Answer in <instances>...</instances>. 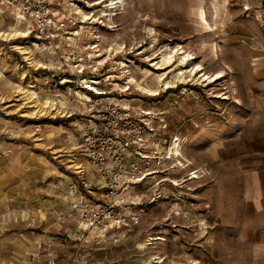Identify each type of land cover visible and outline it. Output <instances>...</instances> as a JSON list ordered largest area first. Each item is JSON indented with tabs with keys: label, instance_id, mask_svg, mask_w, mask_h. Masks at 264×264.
<instances>
[{
	"label": "rangeland",
	"instance_id": "rangeland-1",
	"mask_svg": "<svg viewBox=\"0 0 264 264\" xmlns=\"http://www.w3.org/2000/svg\"><path fill=\"white\" fill-rule=\"evenodd\" d=\"M99 1H57L72 32L60 51L34 33L0 39V264L251 263L248 244L214 227L217 216H230L223 207L233 196L214 194L198 157L219 156L214 126L230 136L231 123L240 121L229 60L246 57L245 33H264V0H127L113 12L110 0L94 5ZM198 7L212 31L200 28ZM0 31H29L2 0ZM16 47L31 51L35 62ZM181 48L206 73L224 71L225 78L200 83L187 73L179 81L162 55ZM158 75L176 88L158 84ZM144 79L158 95L139 84ZM92 81L104 95L85 90ZM84 97L91 102L83 105ZM47 101L57 111L37 114ZM109 103L147 110L157 127L167 125L150 144L146 178L120 192L113 206L78 145L97 104ZM175 137L181 157L167 161ZM195 171L203 179H191Z\"/></svg>",
	"mask_w": 264,
	"mask_h": 264
},
{
	"label": "crops",
	"instance_id": "crops-1",
	"mask_svg": "<svg viewBox=\"0 0 264 264\" xmlns=\"http://www.w3.org/2000/svg\"><path fill=\"white\" fill-rule=\"evenodd\" d=\"M263 34V30L245 33L243 36L249 41L244 51L246 57L241 55L239 59L229 60V80L235 83V101L239 107L236 118L240 121L231 123L230 136H223L219 133L220 127L214 126L215 139L221 146L219 156L214 154V160L206 159L204 153L203 159L198 157L199 166L209 171L203 178L209 179L214 194L233 196L223 207L231 212L230 216H217L214 227L220 228V234L249 245V264H264ZM223 138H229L224 145ZM203 178L199 177L198 181ZM213 206L214 211L219 209L218 202H213Z\"/></svg>",
	"mask_w": 264,
	"mask_h": 264
},
{
	"label": "built area",
	"instance_id": "built-area-1",
	"mask_svg": "<svg viewBox=\"0 0 264 264\" xmlns=\"http://www.w3.org/2000/svg\"><path fill=\"white\" fill-rule=\"evenodd\" d=\"M57 1L2 0V4L27 24L29 34L34 33L44 46L60 51L72 32L56 12ZM82 62L83 59H78L76 66L82 67ZM84 71L79 68L77 73L82 76ZM96 85L92 81L85 90L95 96L104 95V91L92 88ZM97 107V114L89 119L90 126L82 132L78 145L90 167L104 183L107 189L105 197L113 206L120 192L146 178L150 144L154 142L158 131L166 129L167 125L161 120L157 127L151 112L144 109L120 103L97 104ZM177 141L175 137L169 149H173L176 145L173 143ZM165 157L171 161L178 156L168 152ZM196 174L198 171L192 172L191 179L197 180L199 177Z\"/></svg>",
	"mask_w": 264,
	"mask_h": 264
},
{
	"label": "bare ground",
	"instance_id": "bare-ground-1",
	"mask_svg": "<svg viewBox=\"0 0 264 264\" xmlns=\"http://www.w3.org/2000/svg\"><path fill=\"white\" fill-rule=\"evenodd\" d=\"M106 1L107 0H104V1H101V2L99 1V3L97 2L94 5H97V4L99 5V4H101L103 2H106ZM126 1L127 0H110V5H109L110 8H109V10L112 11V10H114L116 8L118 9V7H124ZM216 6H218V5H216ZM216 6H214V7H215V10H216V13H217V17H219L221 15L220 14L221 10H220V8H218ZM80 13L81 12L78 11V13H76V14H80ZM194 13L196 15L197 22H198V24H199V26H200V28L202 30H204L205 32H210V31L213 30L212 29L213 26L208 22L206 10H204L202 7H198L195 10ZM104 16L107 17V16H111V15L110 14H105ZM83 18L85 20H89L90 19V17H87V15L86 16H83ZM219 22L221 23V21H219ZM216 26H217V24H216ZM28 34H29L28 32L22 33L21 31H20V33L17 32V33H13V34L11 32L7 33V32L0 31V39L2 38L5 41H12V39L15 36L21 35L22 38H26V37H28ZM182 48L181 49H177L176 51L172 52L173 55H172V53L170 51H169L170 54H167L166 53V54H163L162 55V58H163V61L165 62V64H167V66H174V68H173L174 72L177 70L176 73H174V76H175V78H178L179 81H182L183 79H186L187 77H185V76H186L187 73L189 74V76L196 77L197 81H199L200 83H203L204 82V83H208V84H214L217 81H220L223 78H225L226 75L224 74V71H220V72H218L216 74L214 73V75L210 76L208 73H206L204 71V68H203L202 65L193 63V61H195V57L192 54L187 53L186 50L185 51L182 50ZM17 49L20 50L21 54L26 55V59L28 61H30L31 63H34L35 62L34 60H36V59L34 57H32L31 51L26 50L25 47H18ZM166 50H168V48ZM176 56H178L177 61H175V57ZM37 63H39V62H36V64ZM39 65L42 66V64H40V63H39ZM175 66L176 67L178 66L179 69H175ZM131 81L133 83H137L133 79H131ZM156 81H157L158 84H161L163 87L167 88L168 90L170 88H176L175 86L172 85L171 81H169L166 76L158 75L157 78H156ZM149 83L150 82H148L147 79H144L139 84H141V85L142 84H144V85L146 84L145 85L146 86V89L149 92H151V95L152 94H155L156 91L154 89H152L153 87H151V85H149ZM85 88H88V87H85ZM91 90H92V88H91ZM84 100H85V102L82 103L83 105H85L87 102H91V100L89 98H86V97H84ZM50 103L51 102L47 101L44 104L42 103V104L38 105V107H37L38 109L36 111L37 114L38 113H41L42 115H44V114H48L50 112L57 111V107L54 106V105H52V104H50ZM172 154L175 155V156H180L181 155L180 148H179V144H176L174 146V148L172 149ZM144 248H145V246H144Z\"/></svg>",
	"mask_w": 264,
	"mask_h": 264
}]
</instances>
